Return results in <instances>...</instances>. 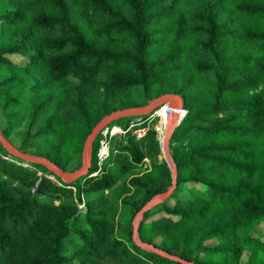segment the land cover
<instances>
[{"label": "trees", "instance_id": "obj_1", "mask_svg": "<svg viewBox=\"0 0 264 264\" xmlns=\"http://www.w3.org/2000/svg\"><path fill=\"white\" fill-rule=\"evenodd\" d=\"M170 93L187 109L170 142L178 185L141 240L194 264H264V0H0V131L13 144L21 129L22 153L78 170L103 118ZM146 125L109 137L104 160L97 135L75 182L0 143V264H181L133 240L172 184L157 130L133 133Z\"/></svg>", "mask_w": 264, "mask_h": 264}, {"label": "water", "instance_id": "obj_2", "mask_svg": "<svg viewBox=\"0 0 264 264\" xmlns=\"http://www.w3.org/2000/svg\"><path fill=\"white\" fill-rule=\"evenodd\" d=\"M167 103H172V106L170 107L171 112L168 113L166 122H167V128H166V134L164 137V140L162 142V151L164 154V159L166 160L172 174V184L171 186L164 192H161L160 194L154 196L136 215L135 223H134V232H133V240L134 243L141 248L153 252L163 258L169 259L171 261L179 262L181 264H194L191 261H188L178 255L169 253L165 250H162L158 247H156L154 244L150 242H145L141 240L139 235V228L140 223L146 214L147 211L154 208L156 205L164 202L167 200L175 191L178 185V167L173 159V156L170 151V142L172 139V136L176 130V128L180 125L182 121V117L180 115V110L183 109V102L182 98L176 94H165L157 99H155L152 103H150L147 106L142 107H133V108H126L122 109L116 112H113L112 114L106 116L103 118L91 131V133L88 135L85 147H84V164L83 166L78 169L75 172H69L66 170H63L59 166H57L55 163L50 161L47 158L38 157L34 155H29L22 153L18 150L16 146H14L10 141H8L2 132L0 131V143L8 150L13 156H16L18 158L24 159L27 162H33V163H40L48 168L51 169L53 173H55L57 176L65 180L66 182H75L79 178L87 175L89 173L90 167H91V161H92V146L93 142L95 140V137L99 134V132L106 127L109 123H111L113 120L122 117V116H130V115H137V114H147L150 112H153L160 106H163ZM47 177L46 174L41 173V177L36 185L33 186L32 191L35 193H39L40 190L43 187V181ZM88 211V208L86 205H84V208L79 209L77 215H80L81 213H86Z\"/></svg>", "mask_w": 264, "mask_h": 264}, {"label": "rangeland", "instance_id": "obj_3", "mask_svg": "<svg viewBox=\"0 0 264 264\" xmlns=\"http://www.w3.org/2000/svg\"><path fill=\"white\" fill-rule=\"evenodd\" d=\"M13 59L17 62H24L25 58L22 57V56H16V57H13ZM171 94V93H170ZM154 100H151L150 102L152 103ZM150 104V103H149ZM148 104V105H149ZM169 105H172V103H167L163 106H160L159 108H157L156 110H154L153 112H150V113H147V114H137V115H130L132 116L131 118V122H132V125L130 126V128L128 130H130L131 128H133L134 126H137V125H140L142 123H144L146 121L147 125L143 128H139V129H135L133 131L134 134H137L138 132H143V134L141 136L137 135L138 137H142L145 133H144V130H148L149 128H160V130H158V136L159 138L161 139V141L163 142L164 140V137H165V134H166V128H167V124L164 122V118L162 116V107H166V106H169ZM147 106V105H146ZM148 117L144 118L145 115H148ZM120 128L122 130V134H126L128 130H124L123 127L121 126H114V125H109V126H106V128H108L109 130H111L112 128ZM22 132L21 129L16 131L14 134H12V136L10 137V140L13 142V145L16 146L19 142V139L22 137ZM99 135V138L101 137V134H98ZM83 156V155H82ZM84 158V156H83ZM161 159H164V154L161 155L160 157ZM150 167V162L149 160H147V162L144 164L143 168L141 170H137L135 172H141V171H145L147 168ZM70 168H72V166H70ZM77 170H74V171H70L69 172H75ZM42 173V172H41ZM52 178L55 179V177L52 176ZM126 179H129V176L127 175H122L121 179H120V182H123L125 181ZM189 187L192 188V185H188ZM194 190L195 191H203L204 187H202L201 185H194L193 186ZM84 203L80 205V208H84ZM127 213L124 212L122 209L119 211V219H118V222L119 223H124L128 218H127ZM134 223L135 221L133 222V226H134ZM119 232H120V229H119ZM257 234H260V235H263L264 237V223L259 226L257 228ZM210 243V242H209ZM211 243H213V241H211ZM250 255V253L248 251H245L243 253V257L241 259L242 263H245V261L247 260L248 256Z\"/></svg>", "mask_w": 264, "mask_h": 264}, {"label": "built area", "instance_id": "obj_4", "mask_svg": "<svg viewBox=\"0 0 264 264\" xmlns=\"http://www.w3.org/2000/svg\"><path fill=\"white\" fill-rule=\"evenodd\" d=\"M172 105H169V106H166V107H162L161 109H164L166 108L168 110L167 114L165 115V118H164V122L167 124L166 122V118H167V115L169 112H171L170 110V107ZM180 115L182 117V119L186 116L187 114V109H185L183 107V109H181L180 111ZM157 131L160 130V128H157L156 129ZM147 131V130H146ZM146 131L144 130V133H146ZM116 132H122V130L120 128H112L111 130H109L108 128L104 127L100 132L99 134H101V140H100V150H99V153H98V158L99 160H104L106 157L109 156L110 154V140H109V137H111L113 134H115ZM143 134V132H138L137 135L141 136Z\"/></svg>", "mask_w": 264, "mask_h": 264}, {"label": "bare ground", "instance_id": "obj_5", "mask_svg": "<svg viewBox=\"0 0 264 264\" xmlns=\"http://www.w3.org/2000/svg\"><path fill=\"white\" fill-rule=\"evenodd\" d=\"M162 116L165 117V115L167 114L168 110L166 108L162 109Z\"/></svg>", "mask_w": 264, "mask_h": 264}]
</instances>
